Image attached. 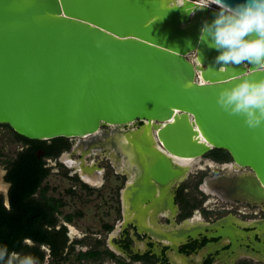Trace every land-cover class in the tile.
<instances>
[{"label": "water", "instance_id": "obj_1", "mask_svg": "<svg viewBox=\"0 0 264 264\" xmlns=\"http://www.w3.org/2000/svg\"><path fill=\"white\" fill-rule=\"evenodd\" d=\"M199 4L0 0V124L27 139L79 138L107 150L128 176L125 221L151 236L159 233L142 226L157 224L173 202L171 187L192 168L179 158L227 151V171L205 184L231 199L264 201V125L249 128L217 103L222 88L245 76L264 78V71L215 63L217 50L199 35L217 5L192 15ZM138 120L139 127L124 129ZM165 239L177 249L176 238Z\"/></svg>", "mask_w": 264, "mask_h": 264}, {"label": "flooded vegetation", "instance_id": "obj_2", "mask_svg": "<svg viewBox=\"0 0 264 264\" xmlns=\"http://www.w3.org/2000/svg\"><path fill=\"white\" fill-rule=\"evenodd\" d=\"M142 123L138 120L124 129ZM102 130L111 133L113 128L104 126ZM39 141L28 142L8 125L0 124V209L11 210L13 203L22 200L11 174L17 173V166L26 158L36 157L48 171L39 188L27 197L44 201L45 213L53 216V221L49 218L44 226L50 232L49 241L23 240L43 254L40 261L33 253L32 263L50 258L51 264H63L72 257L77 264H264V201L259 204L231 199L203 187L207 178L225 173L224 166L231 158L219 160L211 150L202 156L207 160H193L187 177L171 187L173 202L159 215L157 224L142 226L144 231L149 228L159 233L151 236L139 233L132 221H125L123 190L128 176L117 169L107 150L82 147L85 140L79 138H64L58 143L52 139ZM70 161L73 163L69 165ZM99 171L101 181L87 180ZM51 173L60 174L72 185L56 193V185L49 182ZM43 187L47 188L45 199ZM104 187L107 192L102 191ZM77 225L83 226L85 233L71 236L70 228ZM221 230L226 234L208 237ZM100 232L106 233L104 238L98 235ZM165 237L176 238L177 249Z\"/></svg>", "mask_w": 264, "mask_h": 264}, {"label": "clouds", "instance_id": "obj_3", "mask_svg": "<svg viewBox=\"0 0 264 264\" xmlns=\"http://www.w3.org/2000/svg\"><path fill=\"white\" fill-rule=\"evenodd\" d=\"M215 0H200L192 11L211 7ZM178 4L176 7H182ZM214 18L203 21L199 42L217 50L218 65L248 63L264 71V0H242L235 6L221 0ZM191 44V40L187 41ZM200 55L199 49H195ZM202 63V60H198ZM199 83H204L203 79ZM185 87H190L186 84ZM217 103L227 112L240 114L249 128L264 125V78L245 76L231 87L220 90Z\"/></svg>", "mask_w": 264, "mask_h": 264}, {"label": "trees", "instance_id": "obj_4", "mask_svg": "<svg viewBox=\"0 0 264 264\" xmlns=\"http://www.w3.org/2000/svg\"><path fill=\"white\" fill-rule=\"evenodd\" d=\"M23 138L28 142H40ZM63 140V137L52 139L54 143ZM210 153L219 160L230 159L229 153L223 149H213ZM47 173L42 163L36 157H31L17 166L16 174H11L14 181L16 180V191L22 195V200L13 203L11 210H6L5 207L0 209V264H34L33 253H36V258H40V261L43 258V254L37 248H31L24 244L23 240L30 237L38 243L49 241L50 232L44 226L49 218L53 221V216L45 213L44 201L27 199L29 193L39 188ZM46 190V187L41 190L44 199ZM51 246L53 247V243ZM15 253L19 256L15 257Z\"/></svg>", "mask_w": 264, "mask_h": 264}, {"label": "rangeland", "instance_id": "obj_5", "mask_svg": "<svg viewBox=\"0 0 264 264\" xmlns=\"http://www.w3.org/2000/svg\"><path fill=\"white\" fill-rule=\"evenodd\" d=\"M201 159H202V161H204V160H207L208 158L207 157H202ZM198 160L199 159H197V161ZM226 171L227 170L225 169L224 172H226ZM111 181H112V179H111ZM49 182L51 184H53V185H56V187H57L56 193H58L59 191L63 190L65 187L72 185V182L70 180L65 179V178H62L60 176V174H55V173H51L50 174ZM102 191L103 192H107L108 191L107 187H104L102 189ZM67 207L69 208L71 206L70 205H67ZM84 210H86L87 213H90L89 210H87V207H85ZM85 230L86 229L83 226L77 225L75 229L74 228H70L69 234L71 236L74 235V233H77V235H82L83 233H85ZM98 235H100L101 237L104 238V236L106 235V233L100 232V233H98ZM84 248H86V247H84ZM34 264H51V261H50V258L49 259L47 258L46 260H44L41 263H34ZM63 264H77V263H75L74 259L71 257V258L68 259V261H66ZM83 264H96V263H93V262L91 263V262L88 261V262H84ZM103 264H112V263L110 261H105Z\"/></svg>", "mask_w": 264, "mask_h": 264}, {"label": "bare ground", "instance_id": "obj_6", "mask_svg": "<svg viewBox=\"0 0 264 264\" xmlns=\"http://www.w3.org/2000/svg\"><path fill=\"white\" fill-rule=\"evenodd\" d=\"M198 1H200V0H198ZM218 4H219V2H217V1H215L212 5H217L218 6ZM105 130V129H104ZM110 131V130H109ZM79 143V142H78ZM80 146H82V147H84L83 145H81L80 144ZM87 148V147H86ZM84 149V148H83ZM94 149V148H93ZM89 150V149H88ZM98 150H100V148L98 149ZM107 153V152H106ZM67 157H69V154H67ZM180 159V158H179ZM179 159H177V160H175L177 163H179L180 165H189V164H191L192 163V159H186V158H181L180 160ZM73 163V161H70V162H68V164L70 165V164H72ZM124 165H119L118 166V170H122ZM99 170V169H98ZM124 172V171H123ZM91 177V176H90ZM89 176L88 177H86L87 178V180H94V182H98V181H101V172L99 171L98 172V174L96 175V177H91L90 178ZM208 179V178H207ZM207 182H209V183H211V181H208L207 180ZM210 185V184H209ZM208 185V183L207 184H205V186H203V187H205L208 191H210V192H216L215 190H213L212 188H210V186ZM126 202V201H125ZM125 205V204H124ZM167 210V209H166ZM151 224V223H150ZM111 239V238H110ZM109 239V240H110ZM112 241V240H111Z\"/></svg>", "mask_w": 264, "mask_h": 264}]
</instances>
